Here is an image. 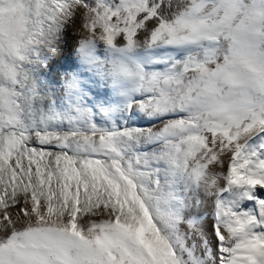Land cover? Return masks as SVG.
<instances>
[{
	"label": "rangeland",
	"instance_id": "obj_1",
	"mask_svg": "<svg viewBox=\"0 0 264 264\" xmlns=\"http://www.w3.org/2000/svg\"><path fill=\"white\" fill-rule=\"evenodd\" d=\"M187 3L176 17L149 15L152 0H17L0 13V58L10 56L4 67L9 83L0 87V136L10 133L0 152V242L14 241L28 255L49 252L52 263L75 264L79 244L76 252L67 243L71 259H64L45 234L26 238L20 228L29 220L36 225L67 217L74 223L68 235L77 242L83 222L109 219L128 232L137 264L204 260L182 239L180 221L189 192L184 181L205 187L213 159L195 158L206 138L169 132L172 123L193 119L192 88L203 95L211 55L228 59L233 25ZM241 10L264 14V0H237ZM140 14L141 45L133 38ZM209 28L215 33L205 36ZM121 29L127 41L116 46L112 35ZM191 36L197 39L185 53L182 43ZM57 39L60 60L48 54ZM136 57L145 73L130 84ZM229 66L251 73L242 58ZM194 72L200 83L193 84ZM195 123L202 124L201 117ZM236 177L238 201L228 197L225 207L224 264H264V136L251 157L243 155ZM249 187L253 194L244 199ZM244 237L248 243L240 242Z\"/></svg>",
	"mask_w": 264,
	"mask_h": 264
},
{
	"label": "bare ground",
	"instance_id": "obj_2",
	"mask_svg": "<svg viewBox=\"0 0 264 264\" xmlns=\"http://www.w3.org/2000/svg\"><path fill=\"white\" fill-rule=\"evenodd\" d=\"M188 1L190 2V0H152L148 14L155 16L156 13L164 12L176 17L182 14L183 10L185 12ZM192 1L197 5V13L214 12L219 22L233 25V43L228 51L227 60L221 59L220 53L216 52L206 63L207 75L210 77L205 79L207 85L203 95L198 96L200 90L197 92V88H192L191 94L194 95L191 96L190 106L193 119L190 122L171 124L170 136L200 135L206 138V147L200 150L195 158L213 159V172L205 187L196 189L192 182L187 183V179L184 181V186L187 185L189 192L185 197L186 209L183 213V221H180V228L182 239L186 238L204 258L202 260L201 256L199 258L196 255L197 260L195 259L194 264H198V261L200 264H224L223 246L228 240L230 222L225 207L228 197L238 201V197L233 194L236 178L239 177H236V168L242 162L245 153L248 158L252 156L253 149L259 145L260 138L264 136V14L260 12L253 14L247 10L236 12L237 0ZM16 2L17 0H0V13ZM144 20L142 14L134 18L133 38L136 44H140L143 40ZM125 31L121 29L119 34L116 32L112 35L116 46H121L127 41ZM162 33L164 35V30ZM214 33L215 29L209 28L204 35L212 36ZM196 39L197 37L192 36L185 38V41L181 42L182 51L189 52V47ZM49 46L48 54L60 60L58 39L52 41ZM239 58L244 60L250 70L249 75L244 74L243 68L236 70L230 68V62ZM143 63L141 58L136 57L135 63L131 64L127 76L130 84L135 80L138 82V76L145 73ZM191 74H193V84L200 83L199 74L197 72ZM158 105L155 109H159ZM200 117L202 124L194 125ZM257 182L263 184V179L260 178ZM252 194L253 188L249 187L243 197L250 198ZM262 195L264 197V189ZM260 217L264 220L263 209ZM73 224L67 217H47L44 221L39 220L36 225L29 220L20 230L24 228L22 231L26 234V238L27 235L37 238L38 235L45 234L47 244L54 246L58 254L68 260L71 259L69 257L71 247L69 248L67 243L73 245L75 251L76 245L79 244L82 250L75 252L78 254V257L75 256L76 260H71L75 264H137L131 259L138 255L126 244L128 232L123 231L115 220L99 219L83 222L80 228L83 235L77 242L68 235L73 230ZM24 237L20 238L21 241L25 239ZM247 238L244 237L245 240L241 239L240 242L247 241ZM15 243L9 239L0 242V264H58L50 261L49 252L34 250L30 254L27 251L30 254L28 255L17 249ZM227 264L237 263L231 261Z\"/></svg>",
	"mask_w": 264,
	"mask_h": 264
},
{
	"label": "trees",
	"instance_id": "obj_3",
	"mask_svg": "<svg viewBox=\"0 0 264 264\" xmlns=\"http://www.w3.org/2000/svg\"><path fill=\"white\" fill-rule=\"evenodd\" d=\"M10 61V56L8 54L4 55L3 58H0V87L1 83H9L8 77L6 75V69L4 67L8 64ZM179 63V62H178ZM182 63V61H180ZM5 114V107L3 103V97L1 94V89H0V119L4 116ZM10 136V133L7 132L4 135L0 136V152L2 148L6 145L8 138Z\"/></svg>",
	"mask_w": 264,
	"mask_h": 264
}]
</instances>
